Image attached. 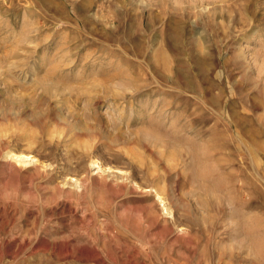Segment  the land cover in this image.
<instances>
[{
  "label": "rangeland",
  "instance_id": "1",
  "mask_svg": "<svg viewBox=\"0 0 264 264\" xmlns=\"http://www.w3.org/2000/svg\"><path fill=\"white\" fill-rule=\"evenodd\" d=\"M0 134V264H264V0H0Z\"/></svg>",
  "mask_w": 264,
  "mask_h": 264
},
{
  "label": "bare ground",
  "instance_id": "2",
  "mask_svg": "<svg viewBox=\"0 0 264 264\" xmlns=\"http://www.w3.org/2000/svg\"><path fill=\"white\" fill-rule=\"evenodd\" d=\"M43 88L46 89V88H47L46 85H43ZM3 132H4V131H3ZM3 132H1L2 135H3ZM6 133H7V132H6ZM1 134H0V136H1ZM0 139H1V138H0ZM8 153H10V155H11L12 157H15V156H16V157H17V161L20 160V162H22V161L26 160V159H22V158H21V155L24 154L23 151H15V150L12 149V150L7 151V154H8ZM7 156H8V155H7ZM11 156H10V157H11ZM7 158H8V157H7ZM7 163H8V161H7ZM9 163H10V162H9ZM10 164H11V165H14V164H12V163H10ZM42 166H44V165H42Z\"/></svg>",
  "mask_w": 264,
  "mask_h": 264
}]
</instances>
